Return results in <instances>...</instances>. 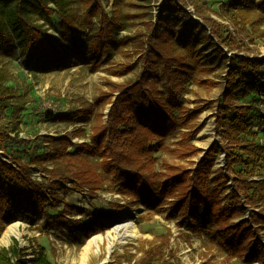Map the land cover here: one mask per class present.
I'll list each match as a JSON object with an SVG mask.
<instances>
[{"label":"trees","instance_id":"obj_1","mask_svg":"<svg viewBox=\"0 0 264 264\" xmlns=\"http://www.w3.org/2000/svg\"><path fill=\"white\" fill-rule=\"evenodd\" d=\"M80 1L83 15L71 11L72 0H0V60L19 58L25 67L32 65V70L61 71L69 57L72 65H78L72 57L76 53L85 56L86 41L93 54L113 45L115 35L125 28L121 0L114 1L110 15L102 6L107 0ZM152 1H160L161 10L158 22L149 25L148 43L163 27L190 57V65L164 63L169 98L165 99L158 89L159 59L148 51L141 60L138 80L57 116L63 122L93 120L89 144L83 142L74 152H67V146L73 145L67 136H46L43 140L52 148L30 153L28 141L18 134L25 98L6 85L9 72L0 62V115L10 111L16 122L10 131L0 125V153L9 156V160L0 157V237L7 226L22 222L70 245L83 246L106 227L96 222V215L60 200L59 195L76 190L93 196L108 182L127 200L125 205L114 206L117 212L131 206L147 215H162L180 234L204 238L224 255L221 263L202 264H264V176L257 178L264 165V146L257 142L264 123L257 108L264 96V56L257 46L259 41L264 44V0H231L220 15L199 0ZM188 6L197 20L186 10ZM54 15L60 17L58 39L46 29ZM95 20L99 30L86 39ZM68 42L70 49L65 46ZM220 70L223 88L211 116L219 143L206 151L175 149L171 153L179 160L199 158L190 168L165 161L157 171L155 154L165 149V134L174 132L181 121L174 115L175 100L185 91V82L217 86L200 76ZM105 105L110 109L104 121L97 110ZM207 108L184 116L183 123ZM70 135L85 134L75 130ZM221 156L223 167L216 168ZM30 172L42 174L41 180H34ZM58 204L63 209L49 214ZM89 217L90 221L82 222ZM169 244V234L157 244L142 241L134 248L140 253L134 264H167ZM26 251L13 239L10 246L0 247V264H52L43 249L34 251L32 259L26 258Z\"/></svg>","mask_w":264,"mask_h":264},{"label":"rangeland","instance_id":"obj_2","mask_svg":"<svg viewBox=\"0 0 264 264\" xmlns=\"http://www.w3.org/2000/svg\"><path fill=\"white\" fill-rule=\"evenodd\" d=\"M72 1L71 11L83 15V3L80 0ZM114 1L102 2L104 10L109 15L112 13ZM199 1L205 2L216 15H220L222 7L231 0ZM120 8L125 28L115 35L116 42L93 54L90 49V42L86 41L84 44L85 56L76 53L72 57L77 60L78 65H72L69 57L63 63L65 66L63 70L45 72L36 68L32 70V65L25 67L19 58L13 60L2 58L0 60L9 72L10 79L6 85L16 89L25 98L26 106L19 117L18 134L28 141L30 153L33 150L48 152L52 148L43 140L46 136L54 138L67 136L68 141L73 144L67 146L69 153L76 151L77 146L83 142L89 144L88 137L93 122L92 118H83L76 122H63L55 118L72 113L81 106L93 104L102 93L108 94L112 90H117L123 85L138 80L142 72L141 60L148 51H153V57L159 59L158 89L164 93L165 99H169L162 73L164 63H172V67H176L178 62L190 65L191 59L182 48L178 47L175 38L164 31L163 27L159 28L157 34L153 36L151 44L148 43V36L151 33L149 25L158 22L157 13L161 10L160 1L121 0ZM186 10L196 19L191 6H188ZM59 22L60 17L54 15L46 25L48 33L55 39H58ZM98 30V22L95 20L93 28L87 30L85 38L95 36ZM65 46L70 49L69 42L65 43ZM257 46L260 54L264 56V44L259 41ZM130 66H133V69L122 75ZM95 67L97 70L93 72ZM200 78L211 80L218 85L199 87L193 83V80L185 82V91L180 93L179 98L175 100L178 108L174 115L181 121L177 122V128L174 132L165 134V149L155 154L157 171L165 161L169 164L190 168L191 164L199 158L198 156L190 160H179L176 155L171 153L175 149L195 147L206 151L212 145L219 143V139L214 133L211 116L213 105H215L214 103L223 88V70L200 76ZM200 78L196 77V79ZM114 97L111 99L112 101ZM203 106L208 108L201 111L197 118L186 124L183 123L182 118L184 116L189 117ZM109 109L110 105H105L101 110H97L103 113L104 121ZM0 125H5L8 131L16 126V122L11 120L10 111L0 115ZM263 128L264 123L260 129L264 135ZM75 130H81L85 135L81 137L71 136L70 134H73ZM0 157L9 160L8 155L0 153ZM222 158L223 156L218 161L216 168L223 167ZM30 174L34 180H41L42 174L39 172H30ZM260 176H264V165L257 171V178ZM63 187L70 188L69 184H63ZM59 198L96 215L98 218L96 222L102 221L106 227L102 233L92 237H100L102 240L98 245L90 244L85 259H83L84 247L92 238L83 246L77 247L68 244L53 233L43 234L22 222H15L5 228L0 237V247L10 246L14 239L20 248L27 249L26 258H33L34 251L43 249L52 264H134L140 256V253L134 248H139L142 241L148 244H157L163 236L169 234L170 244L166 252L167 264L221 263L224 261L223 253L206 239L180 234L181 231L175 224L166 221L162 215H147L142 208L131 206L117 212L114 206L125 205L127 200L118 195L108 182H104L103 188L93 196L86 191L74 190L67 196L60 194ZM62 209L63 205L58 204L54 210H49V214L53 215ZM126 211L131 213L133 217L117 222L118 215ZM90 220L91 217L82 218V222ZM42 221L43 218H40L38 226ZM8 230L11 232L5 237ZM144 246L147 247V244L145 243ZM124 252L127 253L124 255ZM232 264L239 263L233 262Z\"/></svg>","mask_w":264,"mask_h":264},{"label":"bare ground","instance_id":"obj_3","mask_svg":"<svg viewBox=\"0 0 264 264\" xmlns=\"http://www.w3.org/2000/svg\"><path fill=\"white\" fill-rule=\"evenodd\" d=\"M132 217H133V215L126 211V212L118 215V217H117L118 221L117 222H120V220L129 219V218H132ZM10 232H11V230H8V232L6 233L5 237H7L10 234ZM101 240L102 239L100 237H95V238H92L87 243V245L84 247L83 259H85L86 255L88 254L90 244L98 245L101 242Z\"/></svg>","mask_w":264,"mask_h":264},{"label":"built area","instance_id":"obj_4","mask_svg":"<svg viewBox=\"0 0 264 264\" xmlns=\"http://www.w3.org/2000/svg\"><path fill=\"white\" fill-rule=\"evenodd\" d=\"M257 108H258L259 115L263 116L264 115V96L263 95L260 97L259 102L257 103ZM27 259H29V258H27Z\"/></svg>","mask_w":264,"mask_h":264},{"label":"crops","instance_id":"obj_5","mask_svg":"<svg viewBox=\"0 0 264 264\" xmlns=\"http://www.w3.org/2000/svg\"><path fill=\"white\" fill-rule=\"evenodd\" d=\"M260 136H261V137L258 138L259 140H257V142H258V144L262 143V144H260V145H261V146H264V135L261 134ZM191 237H193V236H191ZM202 239H204V238H202ZM223 256H224V255H223Z\"/></svg>","mask_w":264,"mask_h":264}]
</instances>
